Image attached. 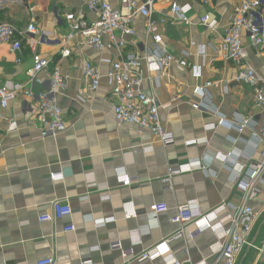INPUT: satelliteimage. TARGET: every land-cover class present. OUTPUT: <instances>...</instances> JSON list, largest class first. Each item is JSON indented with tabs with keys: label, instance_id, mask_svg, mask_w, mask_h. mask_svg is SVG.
<instances>
[{
	"label": "crops",
	"instance_id": "crops-1",
	"mask_svg": "<svg viewBox=\"0 0 264 264\" xmlns=\"http://www.w3.org/2000/svg\"><path fill=\"white\" fill-rule=\"evenodd\" d=\"M172 1L191 5V23L162 24L160 35L175 56L189 53V67L180 69L172 63L165 75H145L141 84L143 92L155 95L160 104H169L159 113L175 143L163 147L155 135L116 123L114 99L105 77L96 90H90L84 81L83 62L90 60L105 74L111 65L101 58L116 59L113 48H62L60 41L66 32L63 15L82 7L80 0H0V22L25 28L33 20L38 29L51 32L50 42L38 44L36 52L50 59L51 71L58 69L67 76V86L58 93V101L68 123V129L57 137L36 139L40 124L35 99L19 96L0 110V114L14 117L19 127L17 132H6V122L0 119V264H37L46 258H52L53 264H125L175 233L178 224L170 218L188 201L197 200L206 213L227 201L236 204L242 200L244 193L236 186L234 176L238 166L261 161L254 136L257 124L253 125L260 120V110L253 103L250 88L234 82L237 68L218 58L211 48L219 41L218 33L227 28L237 1L202 4L196 0H155L157 16H169ZM203 14L217 24V33L198 24ZM144 24L140 17L133 21L139 47L144 40ZM200 46L205 48V61L198 54ZM247 53L249 65L263 74L264 53L249 47ZM209 57H216V61L210 63ZM32 65L33 54L24 39L21 53H12L8 45H1L0 86L24 82ZM194 69H199V78L193 76ZM39 78L31 84L35 91L46 84L45 75ZM207 81L214 84L203 89ZM219 117L229 122L253 118L255 122L242 130L237 124L205 129L216 124ZM195 139L200 142L185 144ZM219 153L231 158L224 163L216 157ZM204 155L212 158L208 172L193 170L169 176L170 169ZM122 166L138 180L119 185L115 169ZM60 172H65L63 178H52L53 173ZM262 177L248 201L259 213L250 235L251 246L245 247L236 264H264ZM61 198L69 200L72 214L53 222L39 221V216L51 213V203ZM128 201L136 211L130 219L124 218L122 210ZM154 204L167 206L158 215L159 225L141 235L139 244L132 245L129 232L144 227ZM85 215L114 220L95 227L84 223ZM69 224L75 231H64ZM214 242V233L205 230L194 238L185 235L175 239L170 252L180 261L199 263L205 259L212 264ZM135 264L164 262L157 258Z\"/></svg>",
	"mask_w": 264,
	"mask_h": 264
},
{
	"label": "built area",
	"instance_id": "built-area-1",
	"mask_svg": "<svg viewBox=\"0 0 264 264\" xmlns=\"http://www.w3.org/2000/svg\"><path fill=\"white\" fill-rule=\"evenodd\" d=\"M82 7L63 15L66 32L60 43L68 51L71 45L90 47L96 51L113 48L116 59L101 58L104 63L111 65L109 71L102 74L97 65L90 60H85L82 65V76L90 90L98 89L100 81L106 78L111 88L114 99L113 116L119 125H132L141 130L155 135L163 147L175 143V139L161 121L160 109L169 104H160L153 94H146L141 89L145 75H165L166 69L174 63L180 69L189 67V53L184 51L180 55L172 54L163 43L160 35L162 24H190L189 14L192 7L188 3L172 1L169 5V16H157L153 7L155 0H80ZM207 4L211 0H196ZM233 6L230 21L225 31L218 33L217 45L211 47L217 51V56L225 62L233 64L237 70L233 77L234 82L248 86L251 90L253 103L260 110V120L257 123L253 118L240 119L239 121H226L219 117L216 124L205 126L206 130L213 129L215 125L232 127L238 125L242 130L248 125H256L254 136L256 148L261 161L249 164L247 167L238 166L234 181L244 195L236 204L229 201L214 207L209 212H202L197 200L188 201L180 206L176 215L170 221L178 224V229L169 237L155 243L152 247L143 250L134 259L125 264H135L145 260L161 258L164 264H208L207 260L199 263L180 261L170 252V243L175 239L189 235L194 238L205 230H210L215 235L212 245V264H236L247 246H251L250 235L257 222L259 213L254 211L248 203L251 195L257 188L258 182L264 175V73L260 74L248 63L247 47L264 53V0H236ZM140 17L144 21V40L139 47L136 38V29L133 21ZM198 24L211 33H217V24L210 19L208 14L199 17ZM36 35H39L37 38ZM52 37L51 32L38 29L35 22L30 21L25 28L17 27L9 22H0V46L8 45L12 53H21L22 40L27 42L33 54V65L26 72L24 82H14L11 85L0 86V110H4L10 101L19 96L35 99L37 103V119L39 120V135L36 139L55 138L68 129V123L58 101V93L67 86V76L58 69L50 70V59L36 52L38 44H47ZM194 43L192 42V45ZM213 50V51H214ZM68 53V52H67ZM198 54L205 61V48L200 46ZM21 59H17L19 62ZM216 57H209V62H215ZM41 75L46 76V84L35 91L31 84L39 81ZM193 76L200 77L199 69H194ZM207 81L203 89L213 85ZM204 91V90H203ZM197 105H194L196 107ZM201 108V105L197 106ZM0 119L6 122V132H17L19 127L14 117L0 114ZM202 140V139H201ZM203 141H205L203 139ZM200 142V139L185 142L186 145ZM151 151L152 148H145ZM220 154V153H219ZM216 155L224 163L228 162L231 155ZM211 157L191 159L184 166L170 169L169 176L185 171L202 170L208 172V161ZM117 182L127 186L137 181V177H130L124 166L115 169ZM65 172L53 173V179H60ZM124 218L136 216L133 203L124 202L122 205ZM167 210L165 204H154L147 216L144 227L132 229L129 232L132 245L140 243L141 235L159 225L158 215ZM72 209L68 199H55L51 203V213L39 216L41 222H53L57 219L69 217ZM84 223L100 227L114 220L94 219L92 215L83 217ZM189 227L192 231H189ZM64 231H75V226L69 224ZM187 252V249H185ZM52 258L41 259L37 264H53Z\"/></svg>",
	"mask_w": 264,
	"mask_h": 264
}]
</instances>
